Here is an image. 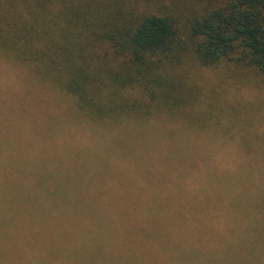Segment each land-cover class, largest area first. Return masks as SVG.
<instances>
[{
    "label": "trees",
    "instance_id": "obj_1",
    "mask_svg": "<svg viewBox=\"0 0 264 264\" xmlns=\"http://www.w3.org/2000/svg\"><path fill=\"white\" fill-rule=\"evenodd\" d=\"M221 64L264 78V0L202 9L191 0H0V67L44 92L64 122L47 138L71 141L66 155L90 153L114 124L192 111L199 76ZM226 107L194 111L224 120ZM35 126L0 127V264H231L235 253L264 250V203L251 206L242 155L251 149L206 165L188 139L189 157L172 160L173 181L136 189L61 180L39 203L23 166L24 152L47 139Z\"/></svg>",
    "mask_w": 264,
    "mask_h": 264
},
{
    "label": "rangeland",
    "instance_id": "obj_2",
    "mask_svg": "<svg viewBox=\"0 0 264 264\" xmlns=\"http://www.w3.org/2000/svg\"><path fill=\"white\" fill-rule=\"evenodd\" d=\"M191 1L202 9L213 7L224 0ZM226 65L221 64L217 69L208 70L199 76L198 85L202 90L192 111L185 114L172 111L155 117L150 124H114L111 129L116 134L108 135L106 142L101 145L89 144L90 153L87 147L88 154L83 149L79 155L68 153L74 150L69 146L71 141L63 143L64 139L47 138L51 134H62L60 128L64 122L53 112L48 98L37 84L31 82L19 69L7 66V73L0 71V127L12 128L16 132L19 128L36 125L38 136L47 138L37 143L35 141V150L23 154H31L23 166L25 170L33 172V177L30 176V180L24 179V182L36 184L35 197L39 203L47 200L49 192L58 193L56 186L53 189L50 186L61 180L66 185H72L74 180L81 182V185L94 182L102 184L106 181L113 182V186H132L136 189H148L173 181L172 160L177 152L183 154L182 159L189 157L190 150L184 146V141L189 139L200 144L195 148L194 155L202 157L206 165L211 156L226 158L230 155V148L234 152L243 148L251 149L248 155L242 154L246 157L245 161L247 159L251 162V191L256 193L251 198V206L263 204L264 78L252 74L244 77ZM4 69L0 67V70ZM206 105L209 110L212 106L215 110L229 105L226 119L198 118L194 110L204 109ZM202 119L203 125L200 122ZM194 122L202 127L198 135L189 138V130L194 127ZM154 127L170 130L172 137H168L167 133L159 135ZM183 129L185 131L182 134L180 130ZM64 147L70 148L66 152L68 155L63 154ZM233 256L239 260L231 264H264V250L251 249ZM216 264L221 263L216 260Z\"/></svg>",
    "mask_w": 264,
    "mask_h": 264
}]
</instances>
